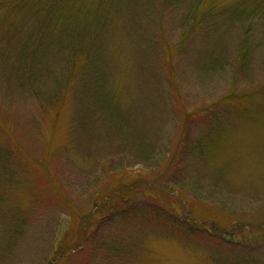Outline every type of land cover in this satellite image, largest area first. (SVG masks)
Masks as SVG:
<instances>
[{
  "label": "rangeland",
  "instance_id": "obj_1",
  "mask_svg": "<svg viewBox=\"0 0 264 264\" xmlns=\"http://www.w3.org/2000/svg\"><path fill=\"white\" fill-rule=\"evenodd\" d=\"M0 264H264V0H0Z\"/></svg>",
  "mask_w": 264,
  "mask_h": 264
},
{
  "label": "trees",
  "instance_id": "obj_2",
  "mask_svg": "<svg viewBox=\"0 0 264 264\" xmlns=\"http://www.w3.org/2000/svg\"><path fill=\"white\" fill-rule=\"evenodd\" d=\"M242 17H248V18H251V13H247V14H245V15H242ZM61 25H64V27L65 28H67L69 31H70V34L72 35V36H75L76 35V33H75V29H76V24L75 25H73V23H71V24H68V23H64V22H62L61 23ZM69 26V27H68ZM64 32H66V31H64L63 29L61 30V34H63ZM60 38V37H59ZM62 39V38H61ZM63 40V39H62ZM89 51L91 52V55L92 54H94V55H96L97 54V50L94 48H90L89 49ZM96 69H97V67H95Z\"/></svg>",
  "mask_w": 264,
  "mask_h": 264
}]
</instances>
